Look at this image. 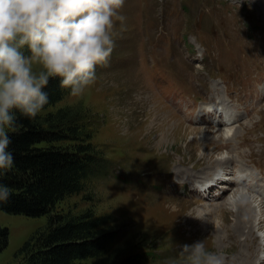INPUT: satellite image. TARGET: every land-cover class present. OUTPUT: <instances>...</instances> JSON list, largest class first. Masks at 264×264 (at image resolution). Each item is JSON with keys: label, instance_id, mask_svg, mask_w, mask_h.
<instances>
[{"label": "rangeland", "instance_id": "374dc122", "mask_svg": "<svg viewBox=\"0 0 264 264\" xmlns=\"http://www.w3.org/2000/svg\"><path fill=\"white\" fill-rule=\"evenodd\" d=\"M121 14L95 83L40 111L81 107L110 164L56 208L110 214L121 251L151 245L149 264H180L182 245L201 240L224 264H264V0H125ZM210 103L219 107L211 121L231 122L195 120ZM170 115L199 132L159 147L165 127L150 130ZM229 157L226 168L202 172ZM242 194L255 209L252 235L235 223ZM45 222L0 209L8 228L0 264H22L18 249Z\"/></svg>", "mask_w": 264, "mask_h": 264}, {"label": "trees", "instance_id": "16d2710c", "mask_svg": "<svg viewBox=\"0 0 264 264\" xmlns=\"http://www.w3.org/2000/svg\"><path fill=\"white\" fill-rule=\"evenodd\" d=\"M22 51L30 55L27 46ZM59 84V77L49 79L43 89L49 103L43 109L70 92ZM14 114L17 123L15 130L8 132V150L15 163L2 177L14 194L0 203V209L28 216L46 215L45 224L18 249L22 264H149L148 260L155 257L147 249L151 245L121 251V231L109 225L113 220L110 214L91 207L76 212L56 208L59 200L83 189L90 177L110 165L90 140L92 128L85 120L88 114L82 113L81 107L69 105L39 112L34 120L19 111ZM7 242L8 228L0 225V251Z\"/></svg>", "mask_w": 264, "mask_h": 264}, {"label": "clouds", "instance_id": "9594fccd", "mask_svg": "<svg viewBox=\"0 0 264 264\" xmlns=\"http://www.w3.org/2000/svg\"><path fill=\"white\" fill-rule=\"evenodd\" d=\"M125 0H0V203L14 193L2 177L15 163V111L31 120L49 103L50 78L78 96L95 83L116 46ZM27 46L30 55L22 49ZM39 65V70L35 67ZM180 264H224L203 240L184 244ZM172 264H176L173 261Z\"/></svg>", "mask_w": 264, "mask_h": 264}, {"label": "bare ground", "instance_id": "6f19581e", "mask_svg": "<svg viewBox=\"0 0 264 264\" xmlns=\"http://www.w3.org/2000/svg\"><path fill=\"white\" fill-rule=\"evenodd\" d=\"M216 104H213V107ZM213 112V109L211 110ZM167 112V111H165ZM171 116V115H170ZM177 119L176 117H174L173 115L171 116V118L167 117V119L165 118V122L159 123V126L156 128L154 125L152 127V130H150V132H154V129L158 130V128L162 131V128L165 127V132H161L162 136L161 139L156 140L157 143L159 145V147L165 143H171L173 142V140H175V142H178L182 139H185V137H189L190 134H195L198 133L199 131L196 128H190L187 125H182L175 123ZM170 128L172 130H170ZM180 129V130H177ZM199 129V128H198ZM178 131L177 133H175V131ZM172 136V137H171ZM197 136V135H196ZM158 138V137H157ZM195 140V137H193ZM197 140V139H196ZM200 140V139H199ZM158 148V147H157ZM214 149H212L211 151H208V148L206 149V151L201 152L200 155V160H206L207 157L210 155V153L213 151ZM211 158V157H210ZM233 160V158H232ZM231 161V158H227V159H223L221 158L220 160L217 159V161L215 163H212L211 166H208L206 168L203 169L202 172H205V174H208L212 171L215 170L217 168H221L224 169L227 167V165H229L228 163ZM208 162V161H207ZM199 163V162H198ZM196 167V166H195ZM197 168V167H196ZM177 173V171H176ZM180 175L182 173H179ZM194 174L191 173L190 177H193ZM221 177V176H220ZM218 179V178H217ZM222 183V182H221ZM204 185H207V188L211 185L210 183H204ZM210 189V188H208ZM238 195V194H237ZM249 196V195H248ZM255 201V200H254ZM238 205V209L235 213V217H236V221L235 223L238 226H242V229L244 227L248 228L247 234L248 235H252L254 233V230L252 229L251 225H250V221L249 218L252 217L253 212H255V209H252L253 204H250V200L247 199V195L245 196L244 194L241 195L240 201L237 203ZM254 216V215H253ZM257 218V217H256ZM255 222V221H254ZM262 224V223H261ZM227 232V231H226ZM237 232V231H236ZM229 236V235H228ZM243 253V252H242ZM252 257V256H251Z\"/></svg>", "mask_w": 264, "mask_h": 264}]
</instances>
